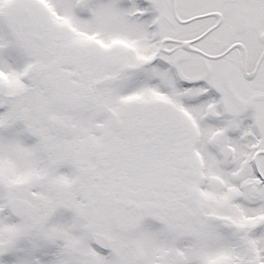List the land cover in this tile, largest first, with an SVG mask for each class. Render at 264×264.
<instances>
[{
    "label": "snow or ice",
    "instance_id": "6c2138e0",
    "mask_svg": "<svg viewBox=\"0 0 264 264\" xmlns=\"http://www.w3.org/2000/svg\"><path fill=\"white\" fill-rule=\"evenodd\" d=\"M0 264H264V0H0Z\"/></svg>",
    "mask_w": 264,
    "mask_h": 264
}]
</instances>
